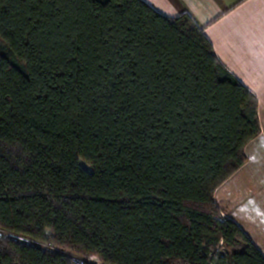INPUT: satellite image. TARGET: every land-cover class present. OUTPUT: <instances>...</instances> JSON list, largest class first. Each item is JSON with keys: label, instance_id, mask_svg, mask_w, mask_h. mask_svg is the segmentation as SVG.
I'll use <instances>...</instances> for the list:
<instances>
[{"label": "trees", "instance_id": "16d2710c", "mask_svg": "<svg viewBox=\"0 0 264 264\" xmlns=\"http://www.w3.org/2000/svg\"><path fill=\"white\" fill-rule=\"evenodd\" d=\"M260 133L188 16L0 0V264H264L215 201Z\"/></svg>", "mask_w": 264, "mask_h": 264}, {"label": "crops", "instance_id": "0c3cea01", "mask_svg": "<svg viewBox=\"0 0 264 264\" xmlns=\"http://www.w3.org/2000/svg\"><path fill=\"white\" fill-rule=\"evenodd\" d=\"M169 18L188 16L223 66L258 101L261 133L248 161L215 192L223 218L234 221L264 255V0H142Z\"/></svg>", "mask_w": 264, "mask_h": 264}, {"label": "rangeland", "instance_id": "374dc122", "mask_svg": "<svg viewBox=\"0 0 264 264\" xmlns=\"http://www.w3.org/2000/svg\"><path fill=\"white\" fill-rule=\"evenodd\" d=\"M81 164L84 167L88 168L87 165H85L83 163H81ZM59 252L62 253V254H64V255H66V256L72 257L76 262H79V263H83V262L90 263V264H96V263H98L97 260H95V259H85V258H81V257H75V256H73V255H71V254H69L67 252H63V251H59Z\"/></svg>", "mask_w": 264, "mask_h": 264}, {"label": "built area", "instance_id": "2783aa9c", "mask_svg": "<svg viewBox=\"0 0 264 264\" xmlns=\"http://www.w3.org/2000/svg\"><path fill=\"white\" fill-rule=\"evenodd\" d=\"M4 235H5V233L0 231V236H4Z\"/></svg>", "mask_w": 264, "mask_h": 264}]
</instances>
